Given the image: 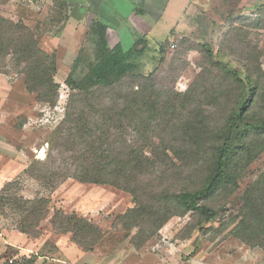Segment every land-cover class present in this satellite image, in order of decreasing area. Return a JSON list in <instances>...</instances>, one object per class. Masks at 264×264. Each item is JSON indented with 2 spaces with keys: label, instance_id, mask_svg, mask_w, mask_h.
Instances as JSON below:
<instances>
[{
  "label": "rangeland",
  "instance_id": "374dc122",
  "mask_svg": "<svg viewBox=\"0 0 264 264\" xmlns=\"http://www.w3.org/2000/svg\"><path fill=\"white\" fill-rule=\"evenodd\" d=\"M263 1L247 7L216 5L214 13L208 16L210 18L200 19L199 27L191 29L186 36L173 38L162 53L158 46L170 37L168 33L159 32L155 39H150L139 61L140 74L149 78H128L119 87L105 90L106 95L93 98L90 104L97 105L94 106L96 117L101 120L105 105L108 106L118 92L127 98L133 90L152 95V98L160 96L163 100L169 98L167 94L182 95L191 88L197 90V99L203 90L212 98L219 95L216 90L223 94L228 80L214 68V62L223 63L238 72L241 78L247 69L253 71L260 67L264 70ZM67 8L66 0H34L31 3L0 0V17L28 26L41 50L54 56L53 80L59 85L54 105L41 102L26 88L24 64L16 65L10 55L0 59V191L7 186L4 196L49 201V214L41 223L36 238L16 229L20 214L13 210L14 204H0V264H29L28 260L32 264H264L262 250L245 245L231 234L236 225L234 218L243 204V195L264 172V153L243 172L235 191H226L222 196H227L226 199L218 197L212 204L217 212L215 218L204 222L199 214L192 212L174 216L150 239H146L149 221L129 230L121 221H115L117 216L134 207L132 197L127 193L71 178L60 179L53 186L44 188L41 182L32 178L34 172L31 170L38 161L46 160L48 154L54 156L57 163L60 160L55 153L58 143L55 132L65 120L72 94L66 84L67 76L75 81L82 79L95 61L96 50L90 30L85 34L82 29L73 32V24L72 28L67 26ZM121 38L127 49V44L132 43L131 38L129 41L126 32ZM206 102L205 108H200L198 100L200 110L209 114L211 127L220 125L228 106L212 107L213 104ZM179 103L180 99H177L174 105L177 107ZM193 107V103L179 107L176 114L181 115L176 118V124L188 114L197 120L199 113H192ZM76 108L73 115L82 106ZM87 111L90 113L92 109L84 110ZM127 136L131 138L130 133ZM151 141L159 144L157 137H152ZM178 144L179 140L175 145ZM146 152L150 155L149 146ZM172 160L182 166L176 173L167 176L156 173L150 178L157 188L172 184L176 191L184 190L188 182H194L193 173L189 171L193 165L186 169L183 165L191 163L188 160ZM57 211L74 214L96 226L101 232L100 242L91 251L84 252L71 241L70 234L56 235L50 219ZM231 220L235 223L228 225Z\"/></svg>",
  "mask_w": 264,
  "mask_h": 264
},
{
  "label": "trees",
  "instance_id": "16d2710c",
  "mask_svg": "<svg viewBox=\"0 0 264 264\" xmlns=\"http://www.w3.org/2000/svg\"><path fill=\"white\" fill-rule=\"evenodd\" d=\"M200 19L207 18L203 15ZM89 30L96 50L95 61L82 79L75 81L67 76L66 84L72 94L65 120L55 132L58 135L55 153L60 160L57 163L56 158L48 154L46 160L38 161L31 170L34 175H28L44 188L60 179L71 178L127 193L134 207L117 216L115 221H121L127 230L149 221L146 239L174 216L192 212L199 214L204 222L212 220L217 215L212 204L219 198L226 199L227 196L222 197L226 191H235L243 172L264 153V70L247 69L241 78L223 63L214 62V68L228 80L225 93L216 90L219 95L212 98V95L207 96L206 90L200 93L199 89L197 99V90L191 88L182 95L167 94L169 98L163 100L160 96L152 98L133 90L127 98L118 92L108 103L110 107L105 105L106 110L99 120L94 111L97 105L90 104L93 98L106 95L105 90L119 87L128 78H149L139 72V61L147 45L138 41L130 51L124 52L120 47H109L106 28L100 22H93ZM168 44L169 41L159 44V51H165ZM8 55L16 65L24 64L26 88L41 102L54 105L59 88L53 80L54 56L41 50L28 26L0 17V59ZM177 99L180 103L176 107ZM198 100L200 108H205L206 100L212 107L228 106L220 125L210 126L209 114L200 110ZM190 103L194 104L192 113H199L197 120L188 114L183 121L180 117L181 123L176 124V118L181 115L176 114L179 107ZM76 106L82 109L73 115L78 109ZM119 107L122 109L117 110ZM88 108L92 112H84ZM152 137H157L159 144H154ZM178 140L179 144L175 145ZM147 146L150 155L146 152ZM172 159L191 162L183 165L186 169L193 165L189 171L193 173L194 182H188L184 190L176 191L172 184L157 188L151 179L156 173L162 176L176 173L182 166ZM6 190L7 186L0 191L3 194H0V204L15 205L13 210L20 214L16 229L28 237H38L40 225L49 214V201L4 196ZM242 200L231 234L264 253V172ZM50 224L56 235L70 234L71 241L84 252L91 251L102 238L96 226L74 214L54 212ZM27 263L32 264V261Z\"/></svg>",
  "mask_w": 264,
  "mask_h": 264
},
{
  "label": "crops",
  "instance_id": "0c3cea01",
  "mask_svg": "<svg viewBox=\"0 0 264 264\" xmlns=\"http://www.w3.org/2000/svg\"><path fill=\"white\" fill-rule=\"evenodd\" d=\"M263 0H66L68 24L75 32L84 34L93 22L106 28V39L110 48L120 47L128 52L138 41L148 47L150 39L163 31L170 40L189 34L199 27V17L207 18L216 10V5L239 4L250 6ZM210 18V17H208ZM73 31V32H74ZM129 35L132 43L124 49L121 38ZM127 41V43L129 42ZM164 41V42H165ZM163 43V42H161ZM160 43V44H161Z\"/></svg>",
  "mask_w": 264,
  "mask_h": 264
},
{
  "label": "built area",
  "instance_id": "2783aa9c",
  "mask_svg": "<svg viewBox=\"0 0 264 264\" xmlns=\"http://www.w3.org/2000/svg\"><path fill=\"white\" fill-rule=\"evenodd\" d=\"M12 1H14L16 3H31L34 0H12Z\"/></svg>",
  "mask_w": 264,
  "mask_h": 264
}]
</instances>
